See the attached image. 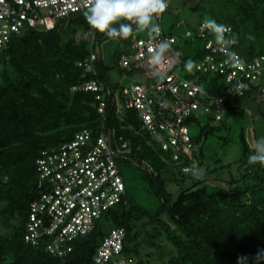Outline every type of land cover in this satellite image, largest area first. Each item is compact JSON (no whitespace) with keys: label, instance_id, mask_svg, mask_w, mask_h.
<instances>
[{"label":"trees","instance_id":"16d2710c","mask_svg":"<svg viewBox=\"0 0 264 264\" xmlns=\"http://www.w3.org/2000/svg\"><path fill=\"white\" fill-rule=\"evenodd\" d=\"M205 1L210 2L208 19L231 27L233 49L242 58L264 54V0H198L193 8ZM85 13L59 18L50 30L30 28L13 35L0 52V264H110V259L96 263L93 257L115 228L125 230L119 256L130 258L127 264H237L238 256L264 248V166L248 163L254 154L256 132L253 142L243 130L238 134L239 173L235 176L230 170L222 173L220 168L225 165L219 164L220 158L212 157L213 166L208 164L200 146L197 148L201 136L213 134L219 123L225 125L227 116L241 115L247 99H258L260 125L264 126V110L256 89L245 82L241 92H226L219 74L196 68L188 72L186 62L191 59L196 64L206 53L204 43L193 50V55L196 40L165 31L178 37L176 48L181 49L179 42L190 48V53H182L183 75L211 94L225 95L223 118L213 122L208 117L197 135L189 131L194 143L191 158L182 157L180 163L169 161L141 129L134 109L125 107L123 116H116L108 105L105 115H99L95 106L98 92L71 89L82 82L101 81L113 94L125 86L122 81L109 83L108 67L95 51L97 42L108 37L90 27ZM179 20L190 28L197 23L178 18L175 26ZM201 20H205L202 15ZM161 21L162 15L160 25ZM88 32L94 34L92 42L82 37ZM132 36L120 39L113 53L116 67L128 77L137 70L128 72L120 67L119 60L129 52ZM91 50L97 59L91 62L94 72H86L79 62H88ZM105 128L113 129L114 137L121 136L127 143L128 153L115 157L116 165L120 158L141 167L160 205L151 213L136 203L118 169L124 184L119 201L93 218L91 230L65 242L63 248L70 247V251L59 256L41 239L33 244L25 236L30 204L45 191L37 162L43 157L42 151L74 139L84 129L89 131L87 143L91 145ZM163 155L168 162L162 160ZM187 164L204 169L205 175L182 186L173 197L166 181L183 182L191 173L182 171Z\"/></svg>","mask_w":264,"mask_h":264},{"label":"built area","instance_id":"2783aa9c","mask_svg":"<svg viewBox=\"0 0 264 264\" xmlns=\"http://www.w3.org/2000/svg\"><path fill=\"white\" fill-rule=\"evenodd\" d=\"M88 6L89 0H0V52L11 36L30 28L50 30L57 19L86 12ZM160 18L156 21L161 35L155 41L149 35H133L129 52L122 54L119 60L120 67L128 72L143 70L145 77L142 80L125 85L120 93L115 91L113 94L107 89L106 82L101 81L82 82L71 89L98 92L95 106L99 115H105L108 105L116 116H123L125 107L134 109L144 133L168 155L169 161L180 163L182 157L191 158L192 155L194 143L189 131L193 120L199 121L203 116L206 119L212 117L213 122L220 121L225 112V95L211 94L182 75V53L175 46L178 37L162 29ZM205 21H198L193 28L185 26L182 20L176 23L177 27L183 26L186 38L204 43L206 53L196 62V70L222 76L226 92H241L248 82L258 92L264 110V54L242 58L233 49L235 40L228 26L230 32L226 36L233 41L230 50L243 61L239 69L229 67L214 36L204 27ZM82 37L91 42L94 40L92 32ZM161 40H168L170 48L165 63L153 66L149 63V49ZM96 59V53L91 50L88 62H79V65H83L86 72H94L91 62ZM89 139V131L81 130L74 139L42 151L43 157L37 161L40 183H45V191L30 204L25 237L33 244L39 239L45 241L47 249L59 256L70 251V247L63 248L65 242L91 230L93 218L118 202L124 191L115 157L128 153L127 143L121 136L114 137L110 128L102 129L91 145L87 143ZM162 157L168 162L166 156ZM192 166L184 165L182 171L186 173ZM124 237L123 228L112 229L97 248L93 260L101 263L110 259V264L130 262V258L125 260L119 256Z\"/></svg>","mask_w":264,"mask_h":264},{"label":"rangeland","instance_id":"374dc122","mask_svg":"<svg viewBox=\"0 0 264 264\" xmlns=\"http://www.w3.org/2000/svg\"><path fill=\"white\" fill-rule=\"evenodd\" d=\"M198 0H167L168 7L166 11L162 14L161 25L164 31H172L174 34H183V26L180 28L174 25V22L178 19H185L188 23L198 22L199 18L202 17L208 20L209 13L207 9L209 8L210 2L205 1L198 5L197 8H193ZM134 34L138 37H146L147 32H140ZM118 41L115 39L106 38L102 41H98L95 51L99 52L100 58L108 68L106 74L108 81L111 85L116 82H120L123 85L132 84L134 82H139L145 75L143 70H137L129 74L128 76L123 75L122 72L116 67V59L113 58V53L117 47ZM202 41L196 40L192 43L191 52L197 47H201ZM178 46L181 53L189 51L190 48L185 46L183 43L179 42ZM183 75V71H182ZM259 102L258 99H247L245 102L243 113L239 116L231 117L227 116L225 118V125H220L219 129L214 131L213 134L208 133L207 137L201 136L198 141L197 148L200 146L206 162L213 166L211 158H220V162L224 167L220 168L223 170V174L226 171L230 172L235 176L239 173L238 170V158L240 155V143H239V133L240 131L246 132L248 138L251 142L254 141L253 132H256V139L263 137L264 126L260 125V114L258 111ZM207 119L203 116L200 117L198 124H192L190 126V134L197 135L199 133V128L206 123ZM226 138V142L224 139ZM218 165V164H217ZM117 166L122 175L124 184L127 191L133 200L140 206L145 208L147 211L154 213L157 207L160 205L161 200L151 192L148 182L145 177H143L144 170L141 167L132 165L129 162H125L120 158L117 159ZM176 172V170L172 169ZM180 180V178H179ZM194 180L192 173L185 176L184 181H178L175 183L172 181H166V188L174 195L182 188V186L189 185V183ZM181 183V184H180Z\"/></svg>","mask_w":264,"mask_h":264},{"label":"clouds","instance_id":"9594fccd","mask_svg":"<svg viewBox=\"0 0 264 264\" xmlns=\"http://www.w3.org/2000/svg\"><path fill=\"white\" fill-rule=\"evenodd\" d=\"M167 7V0H89L85 16L92 29L109 39L127 40L134 32H147L155 41L161 35V28L155 21ZM204 27L214 36L215 44L223 51L226 57L225 63L231 68L239 69L243 61L230 50L233 41L226 36L230 28L217 23L214 19L206 20ZM169 48L168 40L156 43L149 49V63L153 66L163 65ZM196 67L197 65L191 59L185 64L188 72ZM252 147L254 154L249 156L248 163H259L264 166V137L255 140ZM190 171L195 179H201L205 175V170L198 166H193ZM249 261L253 264H264V248H257L254 254L237 257V264H249Z\"/></svg>","mask_w":264,"mask_h":264},{"label":"water","instance_id":"95a60500","mask_svg":"<svg viewBox=\"0 0 264 264\" xmlns=\"http://www.w3.org/2000/svg\"><path fill=\"white\" fill-rule=\"evenodd\" d=\"M181 180V179H180Z\"/></svg>","mask_w":264,"mask_h":264}]
</instances>
